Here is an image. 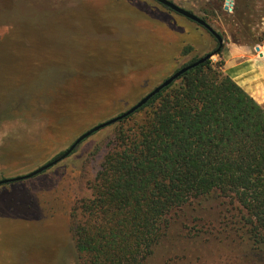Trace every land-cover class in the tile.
<instances>
[{
  "label": "rangeland",
  "instance_id": "374dc122",
  "mask_svg": "<svg viewBox=\"0 0 264 264\" xmlns=\"http://www.w3.org/2000/svg\"><path fill=\"white\" fill-rule=\"evenodd\" d=\"M170 1L199 17L208 8L226 12L225 0ZM232 3L227 16L216 12L211 27L225 49L256 43L247 46L254 51L264 38V0H255L250 31L237 12L230 16L242 5ZM216 44L204 28L154 0H0V180L56 158ZM120 127L102 128L51 168L0 186V264H80L70 215L90 197L94 173ZM210 202L201 215L215 221L189 223L205 234L182 249L184 262L221 248L213 240L224 234L230 207L224 199Z\"/></svg>",
  "mask_w": 264,
  "mask_h": 264
},
{
  "label": "trees",
  "instance_id": "16d2710c",
  "mask_svg": "<svg viewBox=\"0 0 264 264\" xmlns=\"http://www.w3.org/2000/svg\"><path fill=\"white\" fill-rule=\"evenodd\" d=\"M239 1L230 16L250 31L255 0ZM217 11L227 16L218 7L200 18L211 26ZM225 54L222 45L220 61L187 70L118 121L90 197L70 215L80 264H264V109L223 72ZM221 199L230 208L225 235L213 240L219 252L184 262L182 249L205 234L189 223H214L201 214Z\"/></svg>",
  "mask_w": 264,
  "mask_h": 264
},
{
  "label": "water",
  "instance_id": "95a60500",
  "mask_svg": "<svg viewBox=\"0 0 264 264\" xmlns=\"http://www.w3.org/2000/svg\"><path fill=\"white\" fill-rule=\"evenodd\" d=\"M155 2H157L158 4L162 5L163 7H165L168 10H171L183 17H185L186 19L196 23L197 25L201 26L202 28H204L208 33H210V35L216 40L218 47L215 51L208 53L206 55H204L203 57H201L200 59H198L196 62L194 63H189L188 65L178 69L176 72H174L171 76H169L168 78H166L161 84H159L158 86H156L154 89H152L147 95H145L140 101H138L135 105H133L132 107H130L127 111L119 114L118 116L109 119L103 123H100L92 128H90L88 131L84 132L83 134H81L67 149L66 151H64L62 154H60L59 156H57L56 158L52 159L51 161H49L48 163L40 166L39 168L35 169L34 171L23 175V176H18V177H14V178H9V179H2L0 180V186L1 185H5V184H9L12 182H18L21 180H26L29 178H32L40 173H42L43 171L51 168L52 166H54L55 164L59 163L60 161L64 160L65 158H67L68 156H70L74 150L78 147V145L84 141L86 138H88L89 136H91L93 133L101 130L102 128H105L109 125H112L130 115H132L134 112H136L138 109H140L142 106H144L153 96H155L157 93H159L162 89H164L165 87L169 86L173 81H175L176 79H178L184 72H186L187 70H190L192 68H194L195 66L203 63L204 61L210 59L213 55H216V53L218 52L219 48L223 45V39L222 37L215 31L213 30V28L207 24L205 22V20H203L202 18H200L199 16H197L196 14H194L191 11H188L178 5H176L175 3H173L170 0H154ZM233 0H225L224 2V6H223V10L226 12H231L232 11V6H233ZM256 50H258V47H255Z\"/></svg>",
  "mask_w": 264,
  "mask_h": 264
},
{
  "label": "crops",
  "instance_id": "0c3cea01",
  "mask_svg": "<svg viewBox=\"0 0 264 264\" xmlns=\"http://www.w3.org/2000/svg\"><path fill=\"white\" fill-rule=\"evenodd\" d=\"M258 50L230 43L223 59V72L264 106V42Z\"/></svg>",
  "mask_w": 264,
  "mask_h": 264
}]
</instances>
